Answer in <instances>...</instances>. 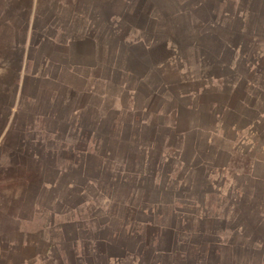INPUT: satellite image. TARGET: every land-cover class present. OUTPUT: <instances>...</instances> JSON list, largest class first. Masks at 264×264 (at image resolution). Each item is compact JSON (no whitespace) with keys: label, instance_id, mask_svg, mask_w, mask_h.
<instances>
[{"label":"rangeland","instance_id":"1","mask_svg":"<svg viewBox=\"0 0 264 264\" xmlns=\"http://www.w3.org/2000/svg\"><path fill=\"white\" fill-rule=\"evenodd\" d=\"M0 264H264V0H0Z\"/></svg>","mask_w":264,"mask_h":264}]
</instances>
